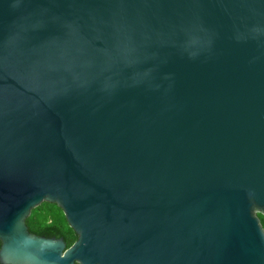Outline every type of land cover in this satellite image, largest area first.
<instances>
[{
    "label": "water",
    "instance_id": "obj_1",
    "mask_svg": "<svg viewBox=\"0 0 264 264\" xmlns=\"http://www.w3.org/2000/svg\"><path fill=\"white\" fill-rule=\"evenodd\" d=\"M257 214L264 0H0V264H264Z\"/></svg>",
    "mask_w": 264,
    "mask_h": 264
},
{
    "label": "trees",
    "instance_id": "obj_2",
    "mask_svg": "<svg viewBox=\"0 0 264 264\" xmlns=\"http://www.w3.org/2000/svg\"><path fill=\"white\" fill-rule=\"evenodd\" d=\"M264 229V216L257 214ZM27 229L39 235H60L68 247L74 240L73 232L66 224L62 211L54 203L41 202L30 210L25 218Z\"/></svg>",
    "mask_w": 264,
    "mask_h": 264
}]
</instances>
